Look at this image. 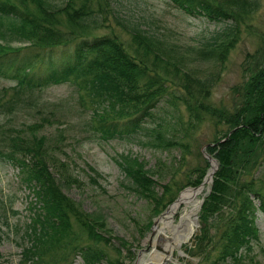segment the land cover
Segmentation results:
<instances>
[{"label": "trees", "instance_id": "16d2710c", "mask_svg": "<svg viewBox=\"0 0 264 264\" xmlns=\"http://www.w3.org/2000/svg\"><path fill=\"white\" fill-rule=\"evenodd\" d=\"M109 1L0 0V39L26 44L14 50L0 46V77L14 82V90L31 93L49 85H71L78 95L75 112L87 114L83 126L102 141H133L142 134L153 148L189 152L187 141L166 138L163 122L150 129L146 125L155 122V110L163 104L173 110L183 107L187 129L205 120L222 128L221 136L205 148L218 167L200 212L204 226L194 249L199 251L200 264H238L242 252L259 243L255 216L264 215V47L257 67L246 66L247 77L235 89V104L218 109L209 103L218 72L184 69L185 57L177 45L119 18ZM168 1L189 17L225 24L195 52L196 59L217 65L238 41L240 26H246L260 8L258 0ZM108 12L130 36L129 47L112 33H100L103 14ZM162 65L172 66L177 79L169 77ZM45 103L31 105L37 120L23 129L0 127V160L18 168L32 202L18 264H44L45 257L58 249L63 256L60 264H70L77 256L84 264H123L112 261L105 251L111 246L121 253L111 238H105L101 227L62 192L61 183L79 181L58 156L65 154L61 144L65 137L55 139L43 131L66 125L63 113L70 117L71 112L61 102ZM0 110L6 105L0 104ZM115 163L128 179L127 189L153 204V214H160L177 198L179 191L172 190V183L158 184L138 158L126 155ZM208 169L206 159L202 167L191 168L181 188L199 186ZM88 170L97 176L91 167ZM225 211L218 236L210 237L207 220L221 219ZM119 243L127 245L120 239Z\"/></svg>", "mask_w": 264, "mask_h": 264}, {"label": "rangeland", "instance_id": "374dc122", "mask_svg": "<svg viewBox=\"0 0 264 264\" xmlns=\"http://www.w3.org/2000/svg\"><path fill=\"white\" fill-rule=\"evenodd\" d=\"M76 1L80 2V0ZM109 3L110 8L119 18L129 23H138L141 25V30L160 35L168 43L177 45L185 57L182 62L184 69L218 72L217 85L211 89L209 98V103L218 109L232 108L237 98L235 89L247 77L246 66L255 68L254 66L257 67L260 62L264 47V0H258L260 8L249 17L247 25L240 26L238 41L219 65L196 59L195 52L203 43L220 32L225 24H215L201 17H189L172 6L168 0H110ZM115 18L111 12L103 14L104 26L100 29V33H112L129 47L131 38L122 26L116 23L118 21ZM24 45L26 44L15 39L9 41L0 39L2 48L14 50L23 48ZM248 55L251 57L250 61H247ZM161 67L166 70L169 77L177 79L172 66ZM13 83L0 77V104L6 105V110H0V127L4 130L23 129L37 120L31 105L43 107L45 102L49 101L61 102L70 108V117L63 113L66 125L45 128L43 133L59 140L65 137L61 143L64 145L65 154L58 156L68 163L69 173L77 178L79 183L74 185L61 183L62 192L101 227L99 231L105 238H111L114 247L121 250L118 254L111 246L105 248L112 261L119 260L123 264H200L199 251L194 248L197 245V235L204 226L200 221V212L205 197L210 193L213 177L211 184L205 183L199 191L200 194L197 193L195 196L194 234L184 242L172 244L174 234L166 228L162 232L159 231L162 223L157 221L169 208L162 210L160 214H153L154 206L151 202L138 198L127 189L128 179L115 162L126 155L138 158L145 163L146 170L154 173L153 179L158 184L172 183V190H175V193L179 191L177 197H180L183 190L194 187L181 188L186 183L191 168L204 165L206 159L204 148L221 136L222 128L215 127L214 123L205 120L199 127L187 129L188 118L183 107L179 106L178 109L173 110L163 104L155 110V122L150 121L146 125L150 129L155 123L163 122L166 138L187 141L189 152L181 148H169V150L153 148L146 144L150 139L142 134L136 136L133 141L117 139L102 141L95 133L88 132L83 126L87 114L79 115L75 112L78 95L71 85H49L31 93L14 90ZM60 121L62 122L63 119ZM207 161L209 163V160ZM88 167L96 171L97 176H94ZM52 172L59 180L55 169L52 168ZM160 193L161 189L158 190V194ZM30 201V191L25 187L18 168L0 160V264H18L20 260L21 236L28 223V209L32 203ZM185 207L192 209V205L182 202L174 214V224L179 222ZM226 215L225 211L221 219L218 216L207 220L210 237L216 239L221 227L220 222L226 219ZM154 222L156 228L152 231L151 226ZM255 222L259 229L260 241L258 244L253 243L249 252L246 250L242 252L238 264H264V215L258 213ZM119 239L127 245H120ZM61 254L60 249L52 250V254L45 257L44 264H60L63 259ZM70 264H84V262L77 256L72 258Z\"/></svg>", "mask_w": 264, "mask_h": 264}, {"label": "bare ground", "instance_id": "6f19581e", "mask_svg": "<svg viewBox=\"0 0 264 264\" xmlns=\"http://www.w3.org/2000/svg\"><path fill=\"white\" fill-rule=\"evenodd\" d=\"M200 194V192H197ZM193 193L190 192H184L182 195L181 202L175 206H173L170 210H168L164 217L161 218L158 222L162 223V226L159 228V230L162 232L163 230L168 229L171 234H174V240L172 244H178L181 242H184L185 240H188L195 232L196 225L194 216L195 214L193 211L195 210L193 207L195 203V197ZM183 203L186 205L190 204L192 205V209H187L186 207L183 210V213H181V218L177 224H174V214L177 212L179 206ZM188 203V204H187ZM158 230V229H157ZM166 261V260H165Z\"/></svg>", "mask_w": 264, "mask_h": 264}, {"label": "water", "instance_id": "95a60500", "mask_svg": "<svg viewBox=\"0 0 264 264\" xmlns=\"http://www.w3.org/2000/svg\"><path fill=\"white\" fill-rule=\"evenodd\" d=\"M222 141H224V140H222ZM204 150H205V148H204ZM205 155H206V159L209 160L210 169L208 170V173L204 177V179L202 181L203 183L197 188L185 189V190H183V192H190V193H193L194 195H196L197 192H199L201 190V188H203L205 183L211 184V182H212L211 179H212L213 174H214V172L216 171V168H217V162L213 158H210L209 155L206 152H205ZM183 192H182V194H183ZM181 199H182V195L180 197H178L174 202L171 203V205L168 207L169 208L168 210H170L173 206L179 204L181 202ZM164 214H162L161 217L158 218L157 221H159L161 218H163ZM194 220H195V223H196V217L194 218ZM151 227H152L151 230L153 231L156 228V222H154ZM166 262H169V260H166ZM168 264H172V263H168Z\"/></svg>", "mask_w": 264, "mask_h": 264}]
</instances>
